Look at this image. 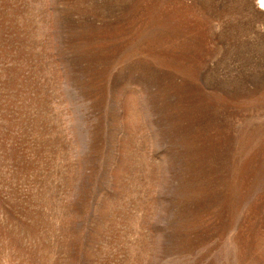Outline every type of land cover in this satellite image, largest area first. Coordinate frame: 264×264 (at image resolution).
I'll use <instances>...</instances> for the list:
<instances>
[{
  "label": "rangeland",
  "instance_id": "374dc122",
  "mask_svg": "<svg viewBox=\"0 0 264 264\" xmlns=\"http://www.w3.org/2000/svg\"><path fill=\"white\" fill-rule=\"evenodd\" d=\"M259 0H0V264H264Z\"/></svg>",
  "mask_w": 264,
  "mask_h": 264
},
{
  "label": "bare ground",
  "instance_id": "6f19581e",
  "mask_svg": "<svg viewBox=\"0 0 264 264\" xmlns=\"http://www.w3.org/2000/svg\"><path fill=\"white\" fill-rule=\"evenodd\" d=\"M257 5L259 6V8L264 9V0H259Z\"/></svg>",
  "mask_w": 264,
  "mask_h": 264
}]
</instances>
